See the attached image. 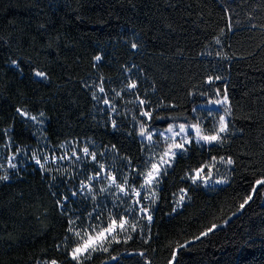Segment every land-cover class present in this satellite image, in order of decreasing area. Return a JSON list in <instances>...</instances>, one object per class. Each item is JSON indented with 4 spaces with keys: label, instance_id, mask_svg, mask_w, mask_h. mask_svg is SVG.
<instances>
[{
    "label": "trees",
    "instance_id": "obj_1",
    "mask_svg": "<svg viewBox=\"0 0 264 264\" xmlns=\"http://www.w3.org/2000/svg\"><path fill=\"white\" fill-rule=\"evenodd\" d=\"M133 70L152 127L216 135L226 116L156 187L134 123L98 93ZM220 99L227 112L208 108ZM211 163L225 182L193 183ZM4 176L0 264H77L72 232L105 208L127 235L82 264H264V0H0Z\"/></svg>",
    "mask_w": 264,
    "mask_h": 264
},
{
    "label": "rangeland",
    "instance_id": "obj_2",
    "mask_svg": "<svg viewBox=\"0 0 264 264\" xmlns=\"http://www.w3.org/2000/svg\"><path fill=\"white\" fill-rule=\"evenodd\" d=\"M99 58L100 59L97 61L101 62L102 57ZM37 73V77H43L42 74L38 76ZM140 81L141 80L138 76V73L133 70L128 72L125 78L116 80L112 84L110 91L99 87L98 93H100V95H104L105 98L104 100H101L102 107L107 108L111 114L117 113L120 115L119 112L124 113L126 119H128L129 122L134 123L135 131L138 133L140 139L146 144L148 148L149 164L147 170L144 173V179L146 181L147 173L152 172L153 179L148 185L156 187L159 184L162 171L170 166L176 155L186 149V147L192 141L201 145H210L217 142L218 140L208 142L202 139V137L217 135L220 136L222 132H219V134L216 135L206 134L203 132L201 125L196 123H174L163 128H155L150 126L149 114L144 111V108L147 106V102L142 96V91H144L145 87ZM132 85H135V87H132ZM208 108L227 112V101L226 99H220L219 101L211 102L208 104ZM20 111L24 117L28 118L34 123L38 130L43 129L45 120L41 113L30 114L22 110ZM222 117V123L226 124V116ZM149 137H151V139H149ZM177 144L183 145V148H176L175 145ZM165 153H168V155H165ZM172 153H175V156H173ZM154 164L157 166L156 169L152 168V165ZM222 171V164L221 166H218L216 163H211L205 168L197 170L193 177L195 178V181L201 183L202 185L215 188L225 182L222 177ZM197 173H199V175H197ZM106 210L108 209L105 208V211H96L95 213L97 216L96 219L93 220V223L91 222L89 224L86 222L87 225H82V229L73 230V238L79 239L78 244L73 249L81 246L90 235L95 238L98 233L109 228L110 226L114 228V231L105 233V237H107V239L104 237L99 238L105 247L110 246L111 243L120 241V239L123 238V235H127V231L129 230L127 221L124 220L125 226L124 229L121 230L119 228L121 221H116L114 217L112 218L111 214L106 215ZM107 220L109 221L106 222ZM113 220L116 221L115 225L112 224ZM102 224L107 225V227L101 228ZM76 233H80V235L77 236ZM93 253L94 252H92V254Z\"/></svg>",
    "mask_w": 264,
    "mask_h": 264
},
{
    "label": "snow or ice",
    "instance_id": "obj_3",
    "mask_svg": "<svg viewBox=\"0 0 264 264\" xmlns=\"http://www.w3.org/2000/svg\"><path fill=\"white\" fill-rule=\"evenodd\" d=\"M217 42H219V41H217ZM99 59L100 58L97 57V60H99ZM37 75L39 76V75H41V73L38 72ZM132 87H135V85H132ZM226 128H227V125L222 123V125L220 127V132L226 131ZM149 139H151V137H149ZM202 139H204L205 141H208V142H212V141L219 140L220 137L218 135L217 136H204V137H202ZM175 147L182 149L183 145L177 144V145H175ZM184 150L186 151V149H184ZM85 152H87V149H85ZM165 155H168V153H165ZM172 155L175 156V153H172ZM37 162L39 163V161H37ZM228 163H232V161L229 160ZM152 168L156 169L157 166L154 164V165H152ZM197 175H199V173H197ZM0 179L6 180L7 176L0 177ZM152 179H153V173L152 172L147 173V178H146L145 183L146 184L151 183ZM195 182H196L195 178H193V183H195ZM256 183H257V185H264V179L258 180V181H256ZM137 195H139V193H137ZM183 198L184 197L181 196L180 199L183 200ZM248 199H251V196H249ZM245 202H247V201H245ZM243 206L244 205L242 204L241 207H243ZM147 218L149 221H151V219H152V217L150 215ZM112 224L115 225L116 221L113 220ZM124 226H125V221L122 220L119 224V228L121 230H123ZM213 230H214V228H209L207 231L202 233V236H204V237L208 236L209 233ZM112 231H114V228L110 226L109 228L104 229L102 232L98 233L95 238L90 235L88 237V239L85 240L81 246H78L77 248L73 249L72 259L77 261V264H82V258L83 259H91L92 252L107 251L108 250L107 247L104 246L103 242L99 238L104 237L105 239H107V237H105V233L106 232L110 233ZM76 235L79 236L80 233H76ZM200 238L201 237H197V239H200ZM129 239H130V237H129ZM180 247H185V245H181ZM141 255H143V253H141ZM52 264H55V261H53Z\"/></svg>",
    "mask_w": 264,
    "mask_h": 264
},
{
    "label": "water",
    "instance_id": "obj_4",
    "mask_svg": "<svg viewBox=\"0 0 264 264\" xmlns=\"http://www.w3.org/2000/svg\"><path fill=\"white\" fill-rule=\"evenodd\" d=\"M114 261H115V259H111V261H108L106 264L112 263Z\"/></svg>",
    "mask_w": 264,
    "mask_h": 264
}]
</instances>
